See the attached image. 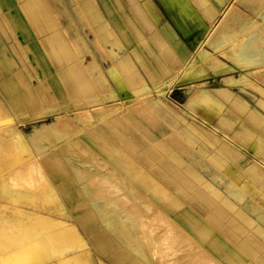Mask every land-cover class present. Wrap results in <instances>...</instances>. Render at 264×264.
I'll return each instance as SVG.
<instances>
[{"label":"crops","instance_id":"0c3cea01","mask_svg":"<svg viewBox=\"0 0 264 264\" xmlns=\"http://www.w3.org/2000/svg\"><path fill=\"white\" fill-rule=\"evenodd\" d=\"M102 1L0 0V122L11 120L15 133L27 125L53 129L61 117L64 128L75 112L105 101L115 113L87 135L94 150L179 227L209 236L216 264H264L261 106L219 77L210 89L179 87L190 81L177 78L181 66L168 76L170 57L135 51L133 7L119 11L120 6ZM231 1L190 0L193 9L173 16L179 39L164 38L165 43L175 46L191 34L185 18L209 22ZM161 2L173 13L169 0ZM119 12L125 23L119 22ZM206 39L189 58L195 56L202 67L206 60L209 64V56L199 57ZM209 65L216 72L230 67L218 57ZM203 68L192 79L208 74ZM149 76L159 91L179 88L146 102L131 101L152 92ZM144 85L151 91L144 92ZM61 188L65 194L66 185ZM157 189L165 197L154 196ZM165 200L173 211L164 207Z\"/></svg>","mask_w":264,"mask_h":264},{"label":"rangeland","instance_id":"374dc122","mask_svg":"<svg viewBox=\"0 0 264 264\" xmlns=\"http://www.w3.org/2000/svg\"><path fill=\"white\" fill-rule=\"evenodd\" d=\"M169 1L173 13L167 12L161 0L102 3L118 5L119 11L125 6L133 7L135 51L150 58L170 57L168 76L216 28L204 44L209 50L206 58L209 56L210 64L218 57L230 67L215 72L206 58H201L206 60L202 65L208 74L192 79L193 73H204L201 62L196 60L184 73L183 81H190L179 87L210 89L219 77L245 99L261 106L264 114V0L231 1L222 14L209 18V22L201 23L195 15L185 18V24L192 27L191 34L184 35L175 46L166 44L164 39L172 42L174 37L178 38L171 27L173 16L194 6L190 0ZM193 13L203 18L200 12ZM117 15L119 22L125 23L124 12ZM122 26L125 28V24ZM139 34L146 38L140 39ZM148 38V43H143ZM147 80L152 92L131 101L146 102L179 88L159 91L154 87L153 76ZM168 85L169 82L160 90ZM144 86V92L151 91L148 85ZM54 105L57 108L58 104ZM112 113L115 110L104 101L75 112L64 128L59 117L57 127L38 135L34 131L39 126L27 125L14 133L15 123L0 122V264H214L213 253L207 252L213 249L209 248V236L193 235V241L187 239L189 233L182 224L183 228L158 211L108 157L94 150L93 139H87V135L106 126ZM67 192L74 198L67 197ZM164 193L157 189L153 195L165 197ZM164 204L168 211H173V203L165 200ZM184 240L191 245L187 246Z\"/></svg>","mask_w":264,"mask_h":264},{"label":"bare ground","instance_id":"6f19581e","mask_svg":"<svg viewBox=\"0 0 264 264\" xmlns=\"http://www.w3.org/2000/svg\"><path fill=\"white\" fill-rule=\"evenodd\" d=\"M230 9H231V7H230ZM230 9L228 10V13H229V11H230ZM219 22V21H218ZM226 26V25H225ZM216 27V26H215ZM214 29V28H213ZM216 30V28L213 30V31H211L210 33H209V38H208V40L211 38V36L214 34V31ZM206 41H207V39H206ZM206 41H205V43H206ZM211 45L212 46H214L215 45V43H214V40L211 42ZM208 55V52H207V50L204 48V47H202L201 48V51L199 52V56H200V58H206V56ZM196 58H195V56L194 57H192V59H189L184 65H182L176 72H178L179 73V75H178V79H179V81H183L184 79V73H186L188 70H190V68H192V66H194V64L196 63ZM214 60V59H213ZM214 62V61H213ZM251 62V61H250ZM215 63V62H214ZM218 63V62H217ZM247 63V62H246ZM260 64V63H259ZM253 65H255V64H253ZM216 72V71H215ZM145 87V86H144ZM112 94V93H111ZM61 121H63V120H61ZM53 126H55V127H57V125H53ZM54 127V128H55ZM51 129V124H47V125H43V127L42 128H36L35 129V134L36 135H38V134H41L42 132H45L46 130H50ZM108 164V163H107ZM134 164V163H133ZM135 166V165H134ZM134 168V167H133ZM133 174V173H132ZM135 175V174H134ZM118 178H120V177H118ZM217 178V177H216ZM106 181V180H105ZM109 182V181H108ZM124 182V181H123ZM128 182V181H127ZM125 183V182H124ZM118 185V184H117ZM132 185V184H131ZM113 186V185H112ZM116 186V185H115ZM8 187V186H7ZM132 187V186H131ZM117 188V187H116ZM134 188H136V187H134ZM129 189H130V187H129ZM10 191H12V190H10ZM24 191V190H23ZM23 191H18L19 193H21L22 194V192ZM139 191V190H138ZM26 192V191H25ZM24 192V193H25ZM16 193H17V190H16ZM25 194H27V193H25ZM24 194V195H25ZM32 194V193H31ZM40 194V193H39ZM141 194V193H140ZM144 198V197H143ZM153 198V197H152ZM162 204V203H161ZM104 207H105V205H104ZM164 207H165V204H164ZM163 207V209L165 210V208ZM157 210H155V212H156ZM158 211H161V209L160 210H158ZM157 211V212H158ZM152 218V217H151ZM173 232V231H172ZM176 232V231H175ZM187 239H189V240H191V241H193L192 239L194 238V236L193 235H188V237H186ZM185 238V239H186ZM186 239V240H187ZM186 245L188 244V243H186V241L184 240L183 241ZM195 242H196V240H195ZM194 242V243H195ZM183 243V244H184ZM201 244V242H199V241H197V244ZM177 245H179V244H177ZM189 245H191V243L189 242ZM189 245H187V246H189ZM191 247V246H190ZM200 247V246H199ZM198 247V248H199ZM204 250V249H203ZM193 252H195V251H193ZM208 253H209V251H207ZM208 253H207V256H208ZM203 255V254H202ZM209 255H211V254H209ZM79 256V255H78ZM81 256V255H80ZM210 257H212V255L210 256ZM213 258V257H212ZM210 260V259H209ZM214 262V264H215V260L213 261ZM183 263V262H182ZM212 264V263H211Z\"/></svg>","mask_w":264,"mask_h":264}]
</instances>
